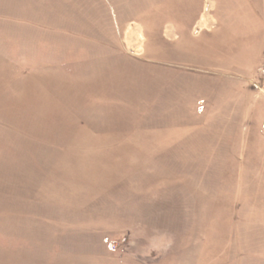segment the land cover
I'll list each match as a JSON object with an SVG mask.
<instances>
[{"label": "rangeland", "instance_id": "rangeland-1", "mask_svg": "<svg viewBox=\"0 0 264 264\" xmlns=\"http://www.w3.org/2000/svg\"><path fill=\"white\" fill-rule=\"evenodd\" d=\"M263 66L264 0H0V264H264Z\"/></svg>", "mask_w": 264, "mask_h": 264}, {"label": "built area", "instance_id": "built-area-1", "mask_svg": "<svg viewBox=\"0 0 264 264\" xmlns=\"http://www.w3.org/2000/svg\"><path fill=\"white\" fill-rule=\"evenodd\" d=\"M259 75L263 78L262 85L260 87V90L262 93H264V66L260 69Z\"/></svg>", "mask_w": 264, "mask_h": 264}, {"label": "bare ground", "instance_id": "bare-ground-1", "mask_svg": "<svg viewBox=\"0 0 264 264\" xmlns=\"http://www.w3.org/2000/svg\"><path fill=\"white\" fill-rule=\"evenodd\" d=\"M169 16V15H168Z\"/></svg>", "mask_w": 264, "mask_h": 264}]
</instances>
